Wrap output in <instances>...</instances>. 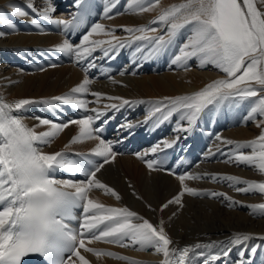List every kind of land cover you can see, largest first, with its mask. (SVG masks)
Segmentation results:
<instances>
[{"label":"snow or ice","instance_id":"1","mask_svg":"<svg viewBox=\"0 0 264 264\" xmlns=\"http://www.w3.org/2000/svg\"><path fill=\"white\" fill-rule=\"evenodd\" d=\"M118 3L119 0H106L103 12L106 18H113L112 12ZM75 4L83 11L71 20L52 19L50 13L55 8L51 7L50 0L49 7L42 11L37 10L31 2L26 6L52 24L63 26L66 31H73L82 28L87 16L91 15L87 0H75ZM126 5L125 10L135 14L152 12L157 8L159 13L147 25L121 26L129 34L127 38L116 37L113 35L115 28L106 30L105 25L96 23L82 36L79 44L65 39L56 46V50L74 55L77 63L86 62L89 67H95L93 53L103 45H107L103 49L104 56L114 58L110 53L136 44L133 56L145 60L155 59L167 53L170 48H178L171 57L172 65L187 68L189 62L195 59L199 67H215L223 76L191 93L161 98L156 101L159 106L153 109L149 119L162 110L168 113L164 115V120L173 112L183 111V119L187 120L188 127L177 130L188 132L209 106L250 102L251 107L243 119L245 122L256 121V126L261 129L260 134L245 142L227 140L220 136L217 139L232 146L228 153H221L228 156L229 162L254 167L264 173V0H180L179 3L168 6H162L161 0H126ZM9 6L13 16L28 15L27 11L18 6ZM30 23L39 27L35 17ZM0 24L10 29L15 28L10 20L2 17ZM94 34L110 36L111 39H90ZM4 35V32H0V36ZM181 36H184V42L177 45ZM90 83L85 77L68 93L41 101L30 98L7 101L0 97V264H25V259L31 255L42 257L43 264H93L90 257H95L97 261L102 257H109L124 261L125 264H147L141 259L93 246L98 242L139 251L151 250L163 257L158 264H213L221 257H228L231 248L218 254L205 252L221 243L216 241L198 242L177 248L165 230L163 220L154 225L126 206L106 205L92 197L94 190H103L104 194L117 201L122 199L114 188L97 177L106 165L115 163L118 154L113 151V143L105 141L100 135L103 125L108 121L103 120L99 127H95V124L107 115L108 110H118L135 102L122 97H107L121 103L107 104L103 109L88 108L89 103L98 102L105 96L101 92H89ZM86 95L95 97L96 101L81 98ZM57 102L94 115L84 114L82 118L67 123H56L38 117L39 124L33 127L25 124L18 115L21 110L34 103L55 105ZM258 116L261 117L259 120ZM70 125L78 126V133L63 149L55 152L41 149V145H50ZM39 126H46V130L37 131L36 127ZM131 127V124L120 126L124 129ZM85 140L98 143L88 154H78L83 159L68 158L69 146ZM161 143L164 147L171 146L168 141ZM245 148L250 149V153L246 154L243 151ZM161 150V145L157 144L148 152H137L134 155L143 161L149 172L159 171V162L148 159L147 156ZM217 152H220L219 148ZM216 154L211 151L208 153L209 156ZM64 172L83 175L85 179L56 178L58 173ZM176 178L181 185L180 191L161 204L159 209L163 212L172 205L178 206L172 217L185 207V194L193 197H223L229 202V206L240 203L226 193L190 187L185 183L186 180L209 178L217 182L226 181L238 193L255 194L258 191L259 194H264V182L232 175L185 173ZM239 184L247 186L239 187ZM133 194L141 198L135 192ZM248 207L253 210V215L264 216V203ZM148 208L156 211L150 204ZM76 209L82 210L79 217L74 214ZM73 222H76V227ZM252 238V234L234 233L229 243L244 245ZM259 239L264 240V236ZM245 251L247 249L241 250V257H244ZM256 251V247H252L250 254L254 255ZM240 264L250 262L242 259Z\"/></svg>","mask_w":264,"mask_h":264},{"label":"bare ground","instance_id":"2","mask_svg":"<svg viewBox=\"0 0 264 264\" xmlns=\"http://www.w3.org/2000/svg\"><path fill=\"white\" fill-rule=\"evenodd\" d=\"M29 2L40 11L49 7V0H0V17L10 20L15 25L14 29H10L0 24V32L5 33L4 36H0V96L7 101L19 98L41 101L68 93L87 77L91 81L89 92L105 94L98 102L89 103L88 108L103 109L104 105L121 103L107 97H122L135 102L118 110H108L107 115L95 124V127H99L103 120L112 117L118 119L113 130L108 133L103 130L100 134L102 139L113 143V151L118 154L116 161L114 164L106 165L97 177L114 188L122 199L117 201L114 197L104 194L103 190H94L91 193L92 197L106 205L126 206L154 225L163 220L165 230L177 248L213 241L221 243L212 249H206L205 252L208 254H218L224 249L231 248L228 257H221L213 264H240L242 259L249 261L250 264H264V240L259 239L260 236H264V216L253 215V210L248 207L251 204L264 203V194H259L258 191L255 194L238 193L226 181L217 182L209 178L186 180L185 183L190 187L226 193L240 203L229 206V202L223 197L207 195L193 197L185 194L183 198L185 207L180 209L175 217H172V213L177 210L176 205L163 212L159 210L161 204L180 191L181 185L176 177L181 174L219 173L264 182V173H260L256 168L229 162L228 156L221 153H228L232 146L225 145L217 139V136H220L227 140L245 142L260 134L261 129L256 126V121L245 122L243 119L251 103L209 106L188 132L177 130L188 127L187 120L183 119L185 116L183 111L173 112L164 120V115L168 113L162 110L149 119L153 109L159 106L156 101L166 96L191 93L223 76V73L213 66L199 67L195 59L189 62L187 68L172 65L171 57L178 48H170L167 53L155 59H141L133 56L137 45L131 44L116 53H110V56H114L120 63V67L118 72L106 74L100 69L99 61L107 59L103 54V49L107 48V45L101 46L93 53L95 67H89L86 62L77 63L74 55L59 52L56 46L65 39L73 44H79L82 36L96 23L105 25L106 30L115 28L113 35L116 37L127 38L129 34L123 31L121 26L147 25L158 15L159 8L152 12L135 14L125 10L126 0H119L113 9V18L108 19L103 14L106 0H97L99 8L97 17L76 32L66 31L63 26L52 24L38 16L27 8ZM179 2L180 0H161V5L168 6ZM10 4L24 9L28 15L13 16ZM50 5L55 8V11L50 13L52 19L70 20L78 8L75 0H50ZM34 17L38 19L39 27L30 23ZM155 34L157 33H149ZM90 39L109 40L111 37L94 34ZM183 42L184 36H181L176 43L179 45ZM81 98L96 101L91 95ZM18 114L29 127L39 124L38 117L56 123H67L82 118L84 114L94 115L63 102H57L55 105L34 103ZM260 118L258 116L257 120ZM125 124H131L133 127L120 128ZM36 130L45 131L46 126L36 127ZM77 133L78 126L70 125L54 138L50 145L40 147L45 152L60 151ZM162 141H168L171 146L175 145L179 150L178 154L169 164L160 165L161 170L149 172L143 161L137 159L134 153L148 152L153 146L160 144L161 151L156 154L149 153L147 156L148 159L159 162L161 155H165L168 148L164 147ZM96 143L98 141L85 140L70 145L67 150L68 158L83 159L84 157L78 154H88ZM189 145L195 148V151L191 163L186 165L181 149H186ZM218 148L220 152H217ZM209 151L217 154L209 156ZM243 151L248 154L251 150L245 148ZM56 178L85 179L83 175H72L67 172L58 173ZM133 192L141 198H137ZM149 204L156 209L155 212L148 208ZM81 212V209L76 211L78 217ZM170 217L172 218L169 219ZM73 226L76 227L77 224L74 223ZM234 233L252 234L253 238L244 245H233L229 241ZM93 246L108 248L141 259L147 264H158L163 258L151 250L139 251L100 242ZM252 247L257 249L254 255L250 254ZM242 249H247L244 257L240 256ZM90 259L93 264H125L124 261L109 257H102L99 261L95 257Z\"/></svg>","mask_w":264,"mask_h":264}]
</instances>
